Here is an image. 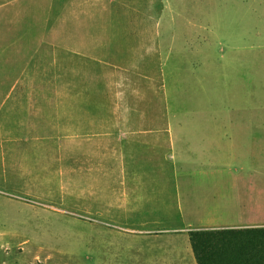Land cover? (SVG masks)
<instances>
[{
  "label": "rangeland",
  "instance_id": "rangeland-1",
  "mask_svg": "<svg viewBox=\"0 0 264 264\" xmlns=\"http://www.w3.org/2000/svg\"><path fill=\"white\" fill-rule=\"evenodd\" d=\"M261 201L264 0H0V264H192Z\"/></svg>",
  "mask_w": 264,
  "mask_h": 264
},
{
  "label": "trees",
  "instance_id": "trees-1",
  "mask_svg": "<svg viewBox=\"0 0 264 264\" xmlns=\"http://www.w3.org/2000/svg\"><path fill=\"white\" fill-rule=\"evenodd\" d=\"M198 264H264V226L189 232Z\"/></svg>",
  "mask_w": 264,
  "mask_h": 264
},
{
  "label": "crops",
  "instance_id": "crops-1",
  "mask_svg": "<svg viewBox=\"0 0 264 264\" xmlns=\"http://www.w3.org/2000/svg\"><path fill=\"white\" fill-rule=\"evenodd\" d=\"M215 133H217L216 129H214V134ZM212 141H214V139ZM210 214H212V215H210V217H207V218H204L201 220L202 224L206 226L203 229L218 228L217 226H211V225L219 223L220 221H222V216H221L222 211H218L215 208V210H213V212H211ZM225 215H226V217H228L227 219H229L230 221H256V222H258V224H253L252 226H247V227H261V226H264V224H263V222H264V203L262 201L254 203L252 205V207H249V210L247 212V216L243 215V217H242L240 215V213L236 214V212H235L234 214H231V213H228L227 211H226ZM259 223H261V224H259ZM195 260H196V258H195ZM189 262H192V264H198L197 261H196V263H194V261L192 259Z\"/></svg>",
  "mask_w": 264,
  "mask_h": 264
}]
</instances>
